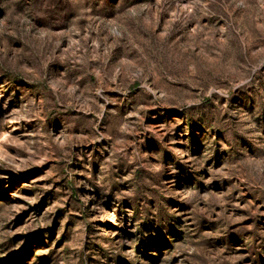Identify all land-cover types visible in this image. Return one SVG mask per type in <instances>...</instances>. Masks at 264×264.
Here are the masks:
<instances>
[{
    "label": "rangeland",
    "instance_id": "1",
    "mask_svg": "<svg viewBox=\"0 0 264 264\" xmlns=\"http://www.w3.org/2000/svg\"><path fill=\"white\" fill-rule=\"evenodd\" d=\"M0 264H264V0H0Z\"/></svg>",
    "mask_w": 264,
    "mask_h": 264
}]
</instances>
